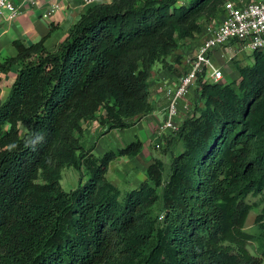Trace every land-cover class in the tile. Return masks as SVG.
Instances as JSON below:
<instances>
[{
	"label": "trees",
	"instance_id": "16d2710c",
	"mask_svg": "<svg viewBox=\"0 0 264 264\" xmlns=\"http://www.w3.org/2000/svg\"><path fill=\"white\" fill-rule=\"evenodd\" d=\"M224 1H98L55 50L14 40L16 55L0 62H20L0 104V264H263L264 50L234 62L236 78L198 73L189 113L155 140L170 161L152 158L137 186L106 171L140 139L101 154L80 141L89 120L106 132L149 112L153 63L179 59ZM63 166L87 176L65 190Z\"/></svg>",
	"mask_w": 264,
	"mask_h": 264
},
{
	"label": "crops",
	"instance_id": "0c3cea01",
	"mask_svg": "<svg viewBox=\"0 0 264 264\" xmlns=\"http://www.w3.org/2000/svg\"><path fill=\"white\" fill-rule=\"evenodd\" d=\"M54 1L58 3V7L51 10V4ZM98 1L109 0H96L94 2ZM14 2L18 4L19 10L12 18L8 17L7 9L0 8V62L8 56L16 55L17 50L13 42L17 39L24 44H30L42 38L43 44L48 50H55L67 36L73 23L87 7L94 3L86 4L80 0H33L25 2L14 0ZM220 17L216 16L211 20L202 19L203 31L195 37L181 42L175 50V54L180 53L181 55L179 59L176 60L174 57L169 56L167 57L169 63L157 61L158 64L155 65L149 77V99L151 104L149 112L133 118L134 123L130 126L112 128L106 132H104L106 126L100 123L98 119H92L84 123L80 141L85 148H91V151L95 154H101L105 149L99 147L96 137L100 140L113 133L117 148L136 138L141 140L142 146L137 154L117 155L109 162L106 176L116 185L119 182L126 183V181L133 184L140 180V183L145 177V167L152 158L158 157L165 161L168 152L155 149L152 142L158 123L165 117L166 99L164 88L169 84H175L179 75L187 70L188 58L193 55L196 45L202 38V33L206 32L208 27L216 25ZM228 47L221 45L211 52V58L215 65L221 68L223 74L230 69H227L226 60H221L217 57V54L220 50H226ZM19 66L20 62H15L9 69L0 70V104L7 97ZM233 75L230 78L225 75L220 80L237 77V74ZM183 99L180 101L179 109Z\"/></svg>",
	"mask_w": 264,
	"mask_h": 264
},
{
	"label": "built area",
	"instance_id": "2783aa9c",
	"mask_svg": "<svg viewBox=\"0 0 264 264\" xmlns=\"http://www.w3.org/2000/svg\"><path fill=\"white\" fill-rule=\"evenodd\" d=\"M80 1L90 4L96 0ZM56 7L58 3L54 1L51 10ZM0 8L8 10L9 18L14 17L19 10L14 0H0ZM202 34L193 55L188 58L187 70L179 75L175 84H169L164 88L165 117L157 125L153 142L156 138H162L165 134L178 129L180 101L191 87H194L198 73L203 71L204 79L210 81L222 78L221 68L216 66L211 58V52L215 48L234 40L240 43L241 48L264 50V0H225L219 22L208 27ZM154 145L159 147L160 142L155 141Z\"/></svg>",
	"mask_w": 264,
	"mask_h": 264
},
{
	"label": "rangeland",
	"instance_id": "374dc122",
	"mask_svg": "<svg viewBox=\"0 0 264 264\" xmlns=\"http://www.w3.org/2000/svg\"><path fill=\"white\" fill-rule=\"evenodd\" d=\"M188 0H186L187 2ZM223 46H229L228 49H222L218 52V56L219 58H221V60H226L225 64H227L228 68L230 70H227L225 72V74H223L222 77H225V75H228V78L234 76L233 74H237V70L234 66V62H238L240 64H245V63H250L252 62V54H251V49L249 48H241V45L239 42L237 41H229L225 44H223ZM229 51V52H228ZM216 57V56H215ZM228 57V58H227ZM157 61L155 63H153L152 65V70L155 68V65H157ZM230 73V74H229ZM194 87H191V89L189 90V92L183 97V101L181 104V107L179 109V114H178V118L177 120L180 122V120L186 116L189 111L190 108L192 106V101H193V91ZM99 134V133H96ZM144 135V132H143ZM96 139L98 140L99 143V147L101 148H105L101 153H103L105 150L108 149H115L117 148V144H116V139L114 134L112 133L109 136H105L102 139L99 140L98 137H96ZM153 142V141H152ZM127 142H125L126 144ZM155 149H160L159 147H154ZM162 153V152H161ZM170 161V157L169 155L165 156V162L168 163ZM167 166H165L164 170L166 172ZM164 172V173H165ZM112 173V171H111ZM79 176H82L83 179L86 178V173L84 172V169L81 168H75L72 166H63L61 169V178H60V184L62 186L63 189L65 190H71L77 187L78 185V179ZM138 180V179H136ZM139 181L137 183H130L129 181H126V183H121L119 182V184H117L121 189H126V188H130L133 186H137L139 184ZM262 198V194L257 193V194H248L246 197V200L249 202H256L259 201ZM256 211L255 210H251L247 216L246 222H245V228L248 231H253L254 230V216H255ZM248 248L251 252L255 253V246L256 243L253 240H250L248 242ZM263 264H264V259H263Z\"/></svg>",
	"mask_w": 264,
	"mask_h": 264
}]
</instances>
